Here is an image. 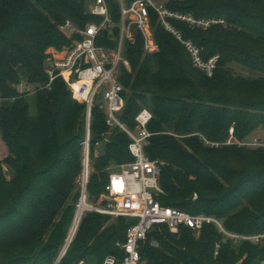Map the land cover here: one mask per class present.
I'll use <instances>...</instances> for the list:
<instances>
[{"label":"trees","instance_id":"16d2710c","mask_svg":"<svg viewBox=\"0 0 264 264\" xmlns=\"http://www.w3.org/2000/svg\"><path fill=\"white\" fill-rule=\"evenodd\" d=\"M93 1L0 0V135L8 150L0 160V264H54L73 224L81 198L86 106L72 100L61 79L51 89L38 88L31 97L18 87L22 82L35 87L48 82L46 51L71 43L59 30L67 22L78 29L100 22L89 12ZM107 3L114 27L103 31L98 44L113 49L120 39L121 7L119 0ZM165 6L174 13L218 21L202 29L169 20L184 40L202 49L204 60L219 56L217 69L209 77L196 68L185 46L150 9L159 51L146 53L137 30L133 41L125 40L124 58L131 70L121 68L125 108L119 118L135 129L143 109L153 115L146 153L165 163L160 174L164 194L158 197L162 205L212 216L235 235H264V148L205 144L227 142L232 128L238 142L260 128L264 131V0H169ZM233 65L254 76L236 74ZM109 130L111 140L96 156L95 146ZM130 142L120 128L107 125L105 111L94 105L90 199L105 192L112 162L133 160ZM7 171L13 174L11 180ZM110 220L88 213L59 264H102L108 256L122 259L125 254L118 244L126 241L133 221ZM225 238L215 225H206L198 238L187 227L175 235L160 226L142 244L140 264L264 260V239L254 243L226 238L224 243ZM152 240L157 247L151 246Z\"/></svg>","mask_w":264,"mask_h":264},{"label":"built area","instance_id":"2783aa9c","mask_svg":"<svg viewBox=\"0 0 264 264\" xmlns=\"http://www.w3.org/2000/svg\"><path fill=\"white\" fill-rule=\"evenodd\" d=\"M119 2L121 33L116 48L112 49L98 44L103 31L111 30L114 27V22L107 0H94L91 2L89 12L100 18V22L89 23L84 29H78L67 22L62 30L71 38V43L63 50L57 48L47 50L44 71L48 82L40 87L29 86L22 82L18 87L21 94L31 96L38 88L51 89L53 83L61 79L66 83L73 99L86 106L88 125L91 122L94 105L99 104L106 113L107 125L110 128H120L131 140L128 149L133 160L121 164L110 172L109 181L103 194V198L108 203L107 207L92 208L87 204L88 209L85 210V212L94 210L115 219L126 218L133 221L127 231L126 241L118 244L124 251V257L120 259L117 256H108L102 264H140L142 244L146 243L149 233L160 226H166L172 234L177 235L182 227L200 233L206 225H215L226 238L235 241L260 242L264 239V235H235L229 233L221 222L212 216L203 213L192 214L162 205L158 200V197L164 194L160 185L162 165L158 161L150 159L146 153L148 140L153 135L148 129L153 115L148 109H143L135 119V129L129 128L119 118L125 108L123 96L125 89L119 76L123 66L130 70V64L124 58L125 40L133 41L134 31L137 30L143 37L146 53L154 54L159 51L151 26L150 9H154L158 13L164 28L173 33L185 46L192 57L194 66L209 77H212L217 69L219 56L204 60L202 49L192 41L184 40L169 20L177 19L194 28L202 29H207L217 24L218 21L196 19L192 15L171 12L165 4L158 3L157 0H135L131 4L125 3L124 0H119ZM205 144L217 148L232 144L264 148V141L261 138L254 137L238 142L234 139L233 134L225 143H212L205 140ZM84 147V169L80 177L82 179V194L75 221L82 202L87 203V185L90 179V134L87 135ZM85 178L86 183L84 184ZM194 199H197V195ZM72 240L69 239L66 243L59 260L66 255ZM150 244L154 247L158 246L155 240L150 241ZM79 264L93 263L83 260Z\"/></svg>","mask_w":264,"mask_h":264},{"label":"rangeland","instance_id":"374dc122","mask_svg":"<svg viewBox=\"0 0 264 264\" xmlns=\"http://www.w3.org/2000/svg\"><path fill=\"white\" fill-rule=\"evenodd\" d=\"M125 1V3L127 2V0H124ZM169 0H157V2L158 3H162V4H166L167 2H168ZM90 5H91V3H89L88 4V8L90 9ZM62 27L63 26H60V29L59 30H61V32L71 41V38L69 37V36H67V34H65V32L62 30ZM68 45H66V46H64L62 49H58V50H63L65 47H67ZM51 48H53V49H56L55 47H50L49 49H51ZM47 52V51H46ZM232 68H233V70L236 72V74H238V75H241V76H243V77H250V78H252L253 76H254V74H252V73H250V71H248V70H246V69H244V68H241V67H239L238 65H233L232 66ZM130 70H131V67H130ZM129 70V71H130ZM72 95V94H71ZM29 97H31V96H29ZM72 98V100H73V97H71ZM74 101V100H73ZM100 101V100H99ZM1 102H2V100L0 99V105H1ZM29 102H30V105H31V107H30V111H31V113H34L35 112V108L33 107V98H29ZM85 131H86V138H87V135H88V124H87V119L85 120ZM234 133V129L232 128L231 129V134H233ZM111 136H112V130H109L107 133H105L104 134V140L103 141H101V142H99L96 146H95V154H96V156H99L100 154H102L103 153V151H104V149H105V143H107V142H109L110 140H111ZM254 137H258V138H264V131L262 130V128H260V129H258V130H256V131H254L252 134H251V136L248 138V139H250V138H254ZM176 138L179 140V137H177L176 136ZM249 148H251V147H249ZM259 148H262V147H259ZM84 153H85V147H84V151H83V157H82V162H83V169H84ZM8 155V150H7V147H6V145L4 144V142H3V140H2V138H1V135H0V160H2V159H4L6 156ZM157 161V160H156ZM162 166L165 164L164 162H162V161H158ZM121 164H117V163H115V162H112L111 164H110V167L108 168V170H109V173L112 171V170H115V169H117L119 166H120ZM89 167H90V177H91V175L94 173V168H93V164H92V161H91V157H90V164H89ZM7 170V169H6ZM83 172V171H82ZM7 177H8V179L9 180H11L12 179V177H13V174L10 172V171H7ZM81 177V176H80ZM89 183V182H88ZM88 186V185H87ZM79 188H80V190H81V192H82V179L81 178H79ZM88 191V190H87ZM82 194V193H81ZM103 194L104 193H102L100 196H99V198L97 199V200H95V199H90V197H89V194H88V197H87V204L90 206V207H92V208H106L107 207V205H108V203L105 201V199L103 198ZM197 194V193H196ZM196 194H194V197H195V195ZM195 200V199H194ZM79 203H80V200H79ZM79 203L77 204V211H78V205H79ZM77 211H76V215H77ZM85 212V211H84ZM92 212H94V213H97L96 211H94V210H92V211H86L84 214H83V216H82V219L88 214V213H92ZM98 214H100V213H98ZM76 215H75V218H76ZM101 215H105V214H101ZM105 216H108V215H105ZM110 217V216H109ZM75 218H74V221H75ZM82 219H81V222H82ZM116 219L115 218H112L111 217V220H110V224L111 223H114V221H115ZM74 221H73V224H72V226H71V228H70V230H69V234H68V237H67V239H66V241H65V244H64V246L62 247V249H61V251H60V253H59V255H58V257H57V260L54 262V264H59L60 263V261L61 260H59V257H60V255L62 254V252H63V250H64V247H65V245H66V243H67V240H68V238H69V236H70V234H71V231H72V228H73V225H74ZM81 222H80V224H79V227H80V225H81ZM79 227H78V229H77V232H76V234H75V236H74V238H73V240H72V242L70 243V246H71V244L74 242V240H75V238H76V236H77V233H78V230H79ZM200 236V233H196L195 232V237L196 238H198ZM223 242L224 243H226V238L225 239H223ZM69 246V247H70ZM217 248H219V245L217 246ZM243 263V260L242 261H240L239 262V264H242ZM254 264H264V260L263 261H259V262H257V261H255V263Z\"/></svg>","mask_w":264,"mask_h":264},{"label":"bare ground","instance_id":"6f19581e","mask_svg":"<svg viewBox=\"0 0 264 264\" xmlns=\"http://www.w3.org/2000/svg\"><path fill=\"white\" fill-rule=\"evenodd\" d=\"M86 183V178H85V181H84V184ZM88 209V205L87 203H85V201L82 202L80 208H79V213H78V216H77V219L73 225V228H72V231H71V235H70V239L72 240L77 232V229L79 227V224L81 222V219H82V216L84 214V211Z\"/></svg>","mask_w":264,"mask_h":264},{"label":"water","instance_id":"95a60500","mask_svg":"<svg viewBox=\"0 0 264 264\" xmlns=\"http://www.w3.org/2000/svg\"><path fill=\"white\" fill-rule=\"evenodd\" d=\"M90 134V124L88 125V135ZM70 239V238H69ZM69 239L67 240V243L69 241Z\"/></svg>","mask_w":264,"mask_h":264}]
</instances>
